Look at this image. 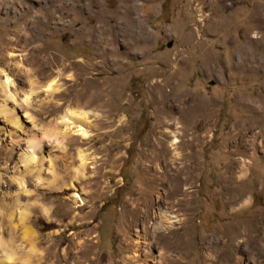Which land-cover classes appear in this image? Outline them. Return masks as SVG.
Masks as SVG:
<instances>
[{
	"label": "rangeland",
	"instance_id": "rangeland-1",
	"mask_svg": "<svg viewBox=\"0 0 264 264\" xmlns=\"http://www.w3.org/2000/svg\"><path fill=\"white\" fill-rule=\"evenodd\" d=\"M0 72V264H127L167 160L184 264H264V0H0Z\"/></svg>",
	"mask_w": 264,
	"mask_h": 264
},
{
	"label": "bare ground",
	"instance_id": "bare-ground-1",
	"mask_svg": "<svg viewBox=\"0 0 264 264\" xmlns=\"http://www.w3.org/2000/svg\"><path fill=\"white\" fill-rule=\"evenodd\" d=\"M16 55L19 56V64L22 67H25L23 58L20 57L22 54L11 52V56ZM1 72L4 71L2 70ZM4 74L6 76L5 79L1 81V83L4 89L7 92H10L12 80L7 72H4ZM59 85L60 84L57 83L55 79H52L45 87L48 91L55 92L59 91ZM28 96L29 95H26L25 98V101L27 102ZM20 104L23 108V111L27 112L28 104H25L23 101H21ZM64 115L65 117L63 118V121L66 123V125L69 124L68 121L71 118H81V113L71 111L69 109ZM66 115H68L69 118H67ZM63 121L60 120V122ZM67 129H69V132H78V134L80 133L84 137L88 134L87 130H85L84 127H81V125L74 131H72V128L69 126ZM179 140L180 139L177 137L173 139V149ZM28 156L29 162L32 160L34 161L35 157L33 153L28 152ZM79 157L81 162L79 167L76 168L75 174L77 179L82 180L84 177L86 160L83 154H79ZM167 161L162 171H157V169L153 168L151 165L144 166L143 170L146 175L145 189L142 193H140L136 202L132 201L129 203L128 212L130 214V219L128 224L130 231L128 233L131 234V237L126 242L127 264H184V249L187 247L188 243L184 238L187 227V219L185 217H181L180 214H175L171 211V207L173 206L171 203L182 192V181L177 182L172 177L170 174V169H168L169 162ZM158 172H160L159 175ZM175 178L178 179L179 177L177 178L176 176ZM173 182H175V184ZM74 198L75 200H78V198L80 199V205H83L87 200L83 194H76ZM184 200L185 199L178 198V205H183ZM26 213V211H22L21 209L19 212L20 218H24ZM230 240H232V238H230ZM154 248H157V252L154 251ZM0 252L4 258L3 261L7 262L14 260V257L12 256L14 255V250L10 243L6 241H0Z\"/></svg>",
	"mask_w": 264,
	"mask_h": 264
}]
</instances>
